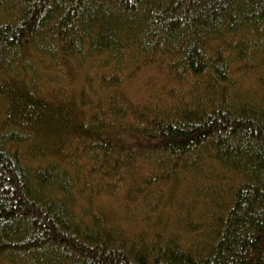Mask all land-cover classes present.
<instances>
[{"label":"trees","instance_id":"16d2710c","mask_svg":"<svg viewBox=\"0 0 264 264\" xmlns=\"http://www.w3.org/2000/svg\"><path fill=\"white\" fill-rule=\"evenodd\" d=\"M0 264H264V0H0Z\"/></svg>","mask_w":264,"mask_h":264},{"label":"rangeland","instance_id":"374dc122","mask_svg":"<svg viewBox=\"0 0 264 264\" xmlns=\"http://www.w3.org/2000/svg\"><path fill=\"white\" fill-rule=\"evenodd\" d=\"M75 78L78 81L79 80L81 81L80 77L77 78V76H76ZM76 79H74V82L76 81V84H77ZM61 80L65 81V83L67 84V79L62 78ZM246 80H247L246 83L248 85H250V84L254 85V83H256L254 77H249ZM130 89H132V88H129V90ZM100 139H103L105 141H109L112 144H121V145L129 146V147H132L134 149H138L139 147H144L148 143V141L143 139L142 137L131 134V133L126 132L124 130L123 131H120V130L116 131L115 130V131L105 132L100 136ZM127 181H128V184L125 183L126 181H124V182L117 183V186L120 187L123 185H129L130 180H127ZM125 194H126L125 191H121L118 195L119 200L114 199V198L109 199L105 195H96V196H92V198H89V201L84 199V201H82V202L84 204L89 203L91 210H95L97 212L99 211L102 214L109 212L108 214L109 215L111 214V219L107 220V225H111V223L114 222V220L112 219V216H113V218L124 217V216L128 217L130 215L129 213L137 212V210L135 209V207H133V205L131 206L130 204H126L124 202V200L127 199V194L126 195ZM154 197L155 198L160 197L161 201L163 198L162 195L153 196L152 198H154ZM166 199L167 198H164V200L162 201V206L159 205L157 207L160 210H157L155 213L158 215L161 214V217H162L161 219L163 222L166 223V226H165V227H167L166 229L169 230V229H171V223H170L171 215H169V211L171 213V210H170L171 208L168 205V203L166 202ZM153 204L155 206V202ZM132 207L134 209H132ZM161 210H162V212H161ZM140 214H141V211H140ZM134 229L137 230V227L135 226Z\"/></svg>","mask_w":264,"mask_h":264}]
</instances>
